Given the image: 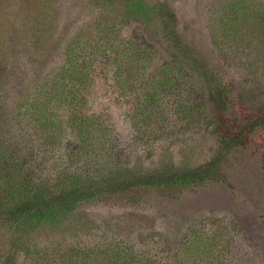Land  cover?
Wrapping results in <instances>:
<instances>
[{
    "label": "rangeland",
    "instance_id": "obj_1",
    "mask_svg": "<svg viewBox=\"0 0 264 264\" xmlns=\"http://www.w3.org/2000/svg\"><path fill=\"white\" fill-rule=\"evenodd\" d=\"M126 1L113 0L105 10L102 0H0V140L9 138L7 144L12 145L4 153L16 163L25 154H20L21 148L15 154L14 147L25 143L32 147L23 157L26 162L22 172L16 173L18 177L25 179L28 173L34 181H50L56 176L54 165L69 169L77 168L81 160L90 162L82 144L73 143L79 132L76 124L66 123L69 130L65 134L72 145L66 153L58 140L54 148L48 147L49 138L42 137L37 143L38 133L42 134L37 124L19 127L30 132L23 141L16 136L18 125L11 115V108L26 93L32 95L74 39L88 41L101 51L98 66L102 70L98 71L106 80L99 82L100 73L92 76L94 88L86 95L90 111L83 117L98 120L101 115L102 125L107 127L111 141L101 152L102 163L119 157L121 162L147 169L158 167L166 155L176 164L193 167L207 159L213 144L218 145L212 131L215 125L208 126L219 120L212 112L214 104L206 97L204 80L186 66L177 73L180 91L171 89V83L162 86L156 106L149 111L159 108L163 112L158 122H153L155 133L142 131L146 134L142 138L136 133L130 118L133 104L147 105L144 97L151 93L152 83H157L156 71L180 57L171 50L156 17L139 23L132 20L119 26L116 34L102 31L105 12L114 23L120 21L128 10ZM168 1L176 12L178 34L227 91L231 112H225L226 119L221 120L247 134L252 116L264 103V35H259L255 17V10H264V0ZM134 35L142 40L133 39L127 50L128 39ZM82 46L92 51L89 45ZM111 47H118L116 53ZM137 47L147 49L148 71L139 78L132 69L116 73L119 66L127 69L125 62ZM179 92L200 105L196 123L180 114ZM252 129L246 146L232 151L223 164L222 181L174 192L134 189L127 196H111L83 206L65 225L69 227L40 229L29 235L24 241L31 246L27 258L34 256V264H72L73 255L77 262L92 264L89 260L103 256L106 248H101L102 244L124 241L146 252L147 264H264V128ZM58 149L61 152L56 154ZM148 152L153 154L148 157ZM96 158L90 156L93 162ZM16 235L0 225V251L9 250L13 244L10 238ZM189 235L194 237L190 241ZM114 253L115 258L98 263L128 264V249ZM25 256L19 253L13 264H33Z\"/></svg>",
    "mask_w": 264,
    "mask_h": 264
},
{
    "label": "trees",
    "instance_id": "obj_2",
    "mask_svg": "<svg viewBox=\"0 0 264 264\" xmlns=\"http://www.w3.org/2000/svg\"><path fill=\"white\" fill-rule=\"evenodd\" d=\"M112 2L113 0H102L103 9L107 10ZM125 6L128 9L125 17L116 23L105 12L101 23L104 27L102 31L109 30L107 34H116L119 32L117 30L119 26H126L132 20L139 23L142 20L146 21V18L156 17L160 21L171 50H175L178 53L177 56L180 57L175 59L176 63H168L167 66H162L156 71L154 80L157 83H152L154 87L150 88L151 93L144 97L147 105L136 106V102L133 104L135 111L130 118L138 136L140 138L145 137L146 134L142 131L155 133L152 131L155 128L153 122L157 123L163 112L158 111L159 108L153 112L149 111L156 106L154 103L160 96L162 86L166 87L172 84L171 89L180 91L177 73L183 71L184 66L195 72L198 79L204 80L208 91L206 97L214 104L212 112L216 114L219 120L226 119L223 118L225 112H231L228 109L227 91L215 80L207 67L200 63L196 50L191 48L178 34L176 12L170 6V2L162 0L153 3V1L148 0L147 3L145 0H127ZM255 13V17L259 21V35H264V10L257 9ZM136 38L142 40L139 35L129 37L127 50L130 49L133 39L135 41ZM86 42L84 43L89 45L92 51L84 48L82 46L83 41L79 39L69 41L64 48L61 61L52 63L53 67L34 87L32 95L26 93L11 108L14 125H18L15 126L16 136L23 137L24 141L30 132L22 131V127L27 123L29 125L37 124L42 128L40 130L42 134L38 133L37 135V143H40L39 140L41 141L42 137L49 138L51 142L48 147L54 148L56 146L54 141L58 140L61 149L66 153L72 147L69 137L65 134L69 130L66 123L76 124L79 132L73 139V143L82 144V151L83 153L88 152L90 162L81 160L77 168L69 167V169L58 168L59 165H54L56 176L50 181H34L28 173H26V178L22 179L16 173L22 172L26 162V158L23 157L28 155V151L32 150V147L30 148L28 143L15 146V154L20 148V154H25L21 155L20 162L16 163L15 159L9 161L7 159L8 154L4 153L12 145L11 143L7 144L10 142L9 138L4 142L0 140V225L17 234L16 237L10 238L13 243L12 247L9 250L0 251L2 264H13L15 256L19 253L26 254L25 258L29 261L31 259L34 264V256L27 258L31 255L29 253L31 246L24 243L25 239L34 234V231L60 228L71 223L72 218L76 217L78 209L83 206L104 201L111 196H127L134 189H166L174 192L200 186L207 182L222 181V167L230 153L246 146L252 128L257 126L264 128L263 103L260 111L252 116L253 122L250 123L253 124L250 125L247 134H240L241 131L236 130L235 125H231L226 120L211 121L208 126L215 125L212 131L217 135L216 142L218 141V145L213 144L210 148L211 154L207 159L193 167L176 164L172 158H166V155H164V161L155 168H136L129 162H121L119 157H109L107 161L102 163L101 152L104 153L109 147L111 137L107 134V127L102 125L101 115H99L98 120L97 118L91 120L83 117V115L90 111L89 100L86 95L89 90L92 91L94 88L91 85L92 76L100 73L99 82L106 80V77L98 71L102 70L98 66L101 51H98L95 45ZM111 48L112 53H116L115 50L118 47ZM138 49L139 47L125 62L127 69H122L123 65L119 66L116 73H124L132 69V72L139 78L141 74L148 71L146 66L150 62V58L147 49ZM119 82L122 85L123 79H120ZM179 97L180 114L193 119L192 123H196L194 116L201 108L200 105L193 104L188 99L183 98L180 92ZM65 136L68 138L66 139ZM60 152L58 149L55 153ZM151 154L153 153L148 152L146 155L150 157ZM90 156H97L98 162L96 160L93 162V159L90 160ZM262 161L264 162V159ZM5 168L6 170H4ZM196 233L199 235V232ZM193 238L192 235H189L188 241ZM116 242L102 244L101 248L106 249L101 259H99V255H96L94 260L89 261L92 264H99L98 261L103 262V260L109 261L110 258H115L114 250L117 253L120 250L125 253L128 249V264H147L146 252L134 249L127 242L118 241L119 244ZM186 243L187 241L183 244ZM33 250H35L34 247ZM99 253L96 252L95 254ZM149 256H152L151 253ZM70 259H75L72 264H83L82 261H76V256L72 255Z\"/></svg>",
    "mask_w": 264,
    "mask_h": 264
}]
</instances>
